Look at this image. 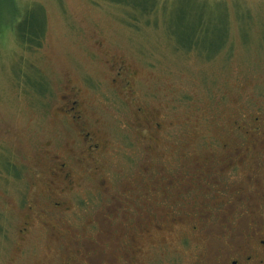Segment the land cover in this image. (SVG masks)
<instances>
[{
    "label": "rangeland",
    "instance_id": "1",
    "mask_svg": "<svg viewBox=\"0 0 264 264\" xmlns=\"http://www.w3.org/2000/svg\"><path fill=\"white\" fill-rule=\"evenodd\" d=\"M35 5L46 30L29 49L16 27ZM175 8L214 15L209 49L178 45ZM135 16L110 0H0V264H227L264 221L240 160L264 0H156Z\"/></svg>",
    "mask_w": 264,
    "mask_h": 264
},
{
    "label": "flooded vegetation",
    "instance_id": "2",
    "mask_svg": "<svg viewBox=\"0 0 264 264\" xmlns=\"http://www.w3.org/2000/svg\"><path fill=\"white\" fill-rule=\"evenodd\" d=\"M120 75V73H118ZM256 88V87H255ZM256 94L254 93L251 96L249 106V117L252 125L247 127L246 133H250L248 136L252 137V148L248 150L247 155L243 156L240 160L241 162L245 161L249 163V171L247 172V183H248V194L245 195V198L248 200H257V203H260L263 206V215H264V78L262 85L257 87ZM79 104L77 100H72L67 104V110L72 113V117L75 122L78 120L81 121L82 114L78 108ZM255 107V108H254ZM252 109V111H251ZM84 137L91 141L87 145V153L90 151H94L99 148V145L94 143L91 138V134L86 132L84 133ZM85 140V139H84ZM233 159L230 158L229 161ZM232 165V163H231ZM230 166V165H229ZM58 170L64 171L65 164L61 163L56 166ZM235 167L232 165L230 168ZM224 170L220 172H226ZM67 179L69 178V172H66L64 175ZM243 200V198L241 199ZM60 203L56 202L53 205L54 208H59ZM49 206V205H48ZM32 208V207H31ZM261 224L257 223L256 227L252 229L251 232L248 233V245L247 249L243 250L240 246L234 250H232L233 255L227 262V264H262L264 263V258L259 256V254H264V221L262 219ZM25 226L22 229H19L20 233H24L29 225V221H25ZM74 262V263H73ZM73 262H67L65 264H78L75 260Z\"/></svg>",
    "mask_w": 264,
    "mask_h": 264
},
{
    "label": "trees",
    "instance_id": "3",
    "mask_svg": "<svg viewBox=\"0 0 264 264\" xmlns=\"http://www.w3.org/2000/svg\"><path fill=\"white\" fill-rule=\"evenodd\" d=\"M110 1L127 6L130 15L133 17L130 19L135 20L137 19L135 15H137L139 11L142 12L143 14L147 12L149 13V11L151 10L153 11L156 0H110ZM176 11H178L177 15L175 13ZM193 11L196 12V9ZM193 11H191L190 13H186L180 10V8H175L173 13L176 15V19L174 20V22L176 24H181V22L184 20L187 21V25L175 29V26L169 23L170 26H168V30L173 37L176 38L180 36L184 37L181 38L180 41H177L179 46L183 48H192L194 45H196L199 47V50L204 49L206 51L207 48L209 49L210 46L212 45V42L210 39L207 38V35L209 34L208 32L209 27H213L212 20L214 19L213 17L214 15L209 16L210 18L206 19V21H208L209 23L205 22L204 24L205 21L204 17L206 15H204V13L198 14L197 12L196 15V13ZM189 15L191 16V18ZM217 15H218V20L221 21L223 19L222 17H220V15L222 16L221 12L215 14V16ZM45 30H46V18L43 9L40 6L32 7L26 11L24 17L17 24L16 27L17 39L22 46L27 47L29 49H37L42 44V39ZM177 30L179 31L177 32ZM188 39L190 41H188ZM224 43L225 40H223L222 43L219 42V44L215 46V52L216 50L220 49ZM33 82L35 83L34 86L37 87L36 88L37 90H40L42 87L45 88V85L41 80L33 81Z\"/></svg>",
    "mask_w": 264,
    "mask_h": 264
}]
</instances>
